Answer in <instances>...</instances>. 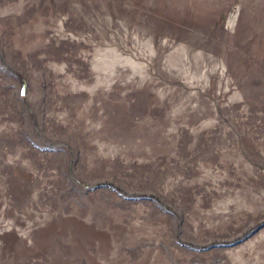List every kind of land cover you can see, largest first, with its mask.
Returning <instances> with one entry per match:
<instances>
[{
	"label": "rangeland",
	"instance_id": "374dc122",
	"mask_svg": "<svg viewBox=\"0 0 264 264\" xmlns=\"http://www.w3.org/2000/svg\"><path fill=\"white\" fill-rule=\"evenodd\" d=\"M0 264H264V0H0Z\"/></svg>",
	"mask_w": 264,
	"mask_h": 264
}]
</instances>
